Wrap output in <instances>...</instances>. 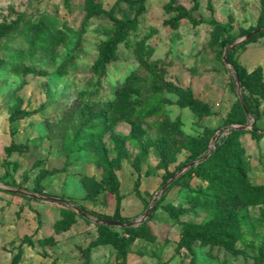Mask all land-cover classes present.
Wrapping results in <instances>:
<instances>
[{
  "label": "rangeland",
  "instance_id": "374dc122",
  "mask_svg": "<svg viewBox=\"0 0 264 264\" xmlns=\"http://www.w3.org/2000/svg\"><path fill=\"white\" fill-rule=\"evenodd\" d=\"M210 20L256 30L264 0H0V264H264V37L234 54L259 110L237 191L184 173L239 96Z\"/></svg>",
  "mask_w": 264,
  "mask_h": 264
},
{
  "label": "trees",
  "instance_id": "16d2710c",
  "mask_svg": "<svg viewBox=\"0 0 264 264\" xmlns=\"http://www.w3.org/2000/svg\"><path fill=\"white\" fill-rule=\"evenodd\" d=\"M181 12L183 13L184 17L193 25H196L198 23V21H196L195 18L191 15L190 11L181 10ZM207 22L212 23L214 29L216 30V37L214 40L221 51L223 53H226V59L230 63L229 66L232 72L230 86L233 90H235V92L237 91V78L239 80L240 96H238L235 102L232 104L224 119V125L230 128V130H228V134L222 137H217L215 139L214 148L209 151L207 156L205 153H203L202 155H194L191 159L192 162L202 157H205V159L197 164L192 163V165L188 167L184 173L195 172L196 174H200L206 180L211 181L214 186L216 188H219L222 192H225L226 194H232L233 191H237V186L242 182L244 175L242 174V170L240 169V159L238 153L234 149L233 143L234 138L241 131L235 128H231V126H243L248 121L247 114H249L251 118L256 119L259 112L258 101L255 97V93H257V87L250 84L251 72L247 71V69L236 59L234 54L238 49L244 47L246 44L258 41L261 37H264V25L257 28L256 30L258 31L252 34L249 38L241 41L240 43H235L242 36L255 30H249L241 35H229L227 34V32L231 29L229 23H219L214 20H210ZM116 25L118 26V30L115 32V38L106 44L107 47L104 45L105 53L102 55V58H109L110 53H112L115 48V44L120 40L126 39L125 30L132 29L136 25V20L132 19L129 21H116ZM137 53L139 56H142L144 54L143 47L139 46L137 48ZM188 104L191 107H194V101L192 99L188 101ZM204 165H209L210 167L208 169H203ZM115 166H117V159L106 160V185L111 192L116 194L119 191V180L114 171ZM183 166H185V164H181L179 166V169ZM174 173V171L168 172L164 177L163 182L167 183L169 179L174 177ZM184 173L173 178L164 190V193L170 190L175 184H177L179 178ZM138 184L139 182L138 180H136V182L134 183L135 188L138 187ZM65 209H67V211H69L73 215H77V213L72 208L65 207ZM101 219L107 220V218L105 217ZM98 226L107 230L113 227L111 225L100 223L98 224ZM120 243L122 242L120 241ZM186 246L189 251L192 252L190 246ZM119 249L122 250L121 245H119Z\"/></svg>",
  "mask_w": 264,
  "mask_h": 264
},
{
  "label": "water",
  "instance_id": "95a60500",
  "mask_svg": "<svg viewBox=\"0 0 264 264\" xmlns=\"http://www.w3.org/2000/svg\"><path fill=\"white\" fill-rule=\"evenodd\" d=\"M257 31H258V30H255V31H252V32L246 34L245 36H243L242 38H240L239 41H238L237 43H240L241 41H243V40L249 38L252 34H254V33L257 32ZM222 59H223V61H224V63H225L226 65H228V66L230 65L229 61L226 59V53H224V54L222 55ZM236 84H237V88H238V94H239V96H240V83H239L238 78H237ZM247 113H248V112H247ZM247 117H249V114H247ZM231 127H233V128H245V126H238V125H232ZM215 139H216V136H214V137L212 138V142H211V146H210L209 151L211 150V148L214 147V141H215ZM101 222H102V223H105V224H109V225H124V224H122V223H118V222L110 221V220H101Z\"/></svg>",
  "mask_w": 264,
  "mask_h": 264
}]
</instances>
